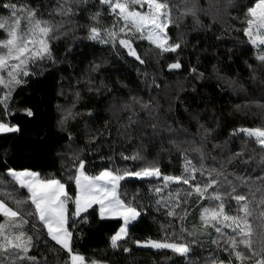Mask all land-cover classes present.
Returning a JSON list of instances; mask_svg holds the SVG:
<instances>
[{"label":"snow or ice","instance_id":"obj_1","mask_svg":"<svg viewBox=\"0 0 264 264\" xmlns=\"http://www.w3.org/2000/svg\"><path fill=\"white\" fill-rule=\"evenodd\" d=\"M90 3L91 0H57L56 5L48 13L49 18L46 19L39 7L4 0L2 7L7 10L8 15L0 16V30L5 34L0 37V106H3L5 116L9 114V101L14 91L20 85L26 84L28 77L43 74L42 71L40 73L33 71V66L46 69V67H55L65 62L66 56L59 57L54 52L52 41L59 40L77 28L86 29L87 40L110 46L117 55L126 52L127 56L134 58L139 65L147 64L144 57L151 56L159 64V60L165 58V54H175V58L167 64V68L170 71L182 69L180 57L184 47L187 46V41L179 34L173 38L170 35V25H174L178 30L180 21L188 15H191L195 23L199 25L198 13L201 9L195 0H184L186 6L176 17L173 15L175 6L170 5L168 0H98V4L95 5L96 11L89 9ZM231 4L232 0H225V12ZM136 6H139L141 10H137ZM81 11L85 13L87 23L80 24L75 19ZM205 14L208 13L205 12ZM105 15L112 17L111 25H104ZM246 17L247 26L242 29L243 34L253 48L260 49L256 60L264 66V48H262L264 46V0H255L254 4L246 9ZM213 19L215 21V17ZM222 37L223 32L216 35L215 39L221 40ZM137 40L148 42L149 47L143 56L138 54L137 48L133 46ZM70 52L71 47H67L65 53L70 54ZM199 59L198 56L197 60ZM219 63L220 61L217 60V63L211 65V75L208 78L215 79L217 86L222 89L225 86L234 89L238 81L224 76L218 66ZM101 66V63H91L85 73L81 74L74 83L68 84L67 93L63 85L60 89V95L70 94L72 97L68 105H58L61 115L57 125L61 132L67 133L68 150L58 152V156L61 158L62 168L68 173V180L75 184L74 197L65 190V183L60 179L42 178L40 173L29 169L7 168L5 170L4 184L0 187L11 188L12 191H5L2 195L10 198L15 208L10 207L4 199H0V217H3L0 221V264H25V262L27 264H102L100 261L89 260L83 254L74 251L73 231L69 229L70 227L75 229L81 223H89L88 216L82 213H88L93 205H98L100 220L118 218L122 221L119 229L109 238L110 247L113 250H119L121 247L119 242L128 237L129 228L134 226L133 222L138 221L141 215L133 201H125L121 197V181L128 177L148 182L155 180L157 184L162 182L163 187L154 188L157 195L171 184L187 185L188 187L183 189V197L180 195V189H177L175 196L170 193L167 200L161 197L155 201L157 206L166 209L167 217L176 221L186 219L187 209L181 205L187 203L189 197L195 195L197 202L205 199L209 201V206L201 208L199 226L194 224L189 231L181 223L179 233L165 229L162 239L133 240L132 242L138 247L169 250L186 259L193 251L194 245L204 246L197 237L205 234L203 229L212 227L217 236L211 240V244L218 252L227 253V256L221 258L219 255H210L205 259V264H264V196L258 200L255 197L252 191L253 185L248 183L252 177L244 178L237 175L236 179L239 180L240 185H244L252 193V199H249L248 194L239 193L237 188L240 185L230 180L229 174L224 171L226 164H231L243 157L244 149L230 150V154L221 163L219 169L205 166L206 145L210 139H215L212 136L213 129L201 123V116L197 111L189 112L187 108L184 109L188 112L189 124L195 123V131H191L188 126L170 116L175 101L184 103L179 95V92L185 91L183 85L180 86L176 95L169 98L166 111L160 110L159 101L152 96L145 101L139 96L131 95L130 102H123L119 106V111L126 112L128 115L123 121L117 116L119 122L117 135L126 142L134 138L140 139V144L134 146L131 153L126 154L120 151L119 156L124 161L139 162L137 167L116 165L113 157L108 156L101 159L107 158L111 162L109 166L103 167L95 175L86 172V160L82 156L86 149L91 150L90 146L95 144L97 136L92 135V129L86 126V144L85 147H80L70 122L82 115L76 110L77 103L82 99L81 89L78 87L80 84H84L89 93H99L101 88H107L104 81L100 82L99 87L95 86L91 76V73L97 72ZM248 68L252 79L255 80L256 70L252 65H248ZM149 75L146 67L142 71L137 66V76L143 77L142 83L146 86H150L147 79ZM151 75L150 84L158 89L155 73ZM189 75L196 81H203L206 78L205 72L200 71L195 65H189ZM122 86L127 87V85ZM196 90L193 86L192 91ZM261 92L264 93V87L261 88ZM257 106L264 108V104ZM235 107L237 110L241 108L240 105ZM23 111L28 117L34 115L31 108ZM87 115L92 116V112L88 111ZM105 124L107 125V121ZM18 131L17 125L0 121V134ZM239 131L249 138H255V143L262 154V171H264V127L241 128ZM165 133L168 135L165 136ZM144 138L149 142L157 140L163 142L167 139L168 144L176 148L183 160L181 174H165L161 171L157 160H148L142 150ZM217 148L226 149L227 144L213 143L212 149ZM189 151L197 154L198 163H194L193 159L189 158ZM64 157H68V160L66 161ZM212 159L215 160L216 157L213 156ZM241 162L246 161L241 159ZM255 180L259 181V184L255 186L256 190L264 189V175H257ZM17 190H23L26 194L13 195ZM229 199L236 202L235 214H230L226 209ZM70 201L74 205V211L69 208ZM29 224L31 232L27 230ZM167 227H173L171 220L168 221ZM225 228L230 232L225 233ZM42 239L48 250L55 253L53 262H49L46 258L39 261L36 255L30 254ZM50 242H54V245ZM61 252L66 253L63 260L60 259ZM123 252L129 253L130 249L125 246Z\"/></svg>","mask_w":264,"mask_h":264},{"label":"trees","instance_id":"obj_2","mask_svg":"<svg viewBox=\"0 0 264 264\" xmlns=\"http://www.w3.org/2000/svg\"><path fill=\"white\" fill-rule=\"evenodd\" d=\"M4 0H0V16L8 15L7 10L2 7ZM13 2L27 4L31 7H39L44 18H49V11L56 5L57 0H13ZM170 5H174V17L179 15L186 5L184 0H168ZM201 11L198 13L200 24L197 25L191 15L185 16L180 21V27L170 25V35L175 38L177 34L181 35L186 41L180 57L183 67L180 70H169L167 64L172 62L175 54H165V58L159 60V64L151 56L144 57L146 65H139L134 58L128 57L126 52L117 55L110 46L100 45L85 38L86 29L77 28L74 32L62 36L59 40L52 41L54 52L59 57H65V62L55 67H46L38 69L33 66V71L43 72L42 75L30 76L27 83L20 85L13 93L9 101L10 111L7 116L3 114V106H0V121L15 124L19 127L18 132L0 134V185L4 184L5 170L13 168L16 170L29 169L40 173L42 178H57L65 183V189L69 195H75V184L68 180V173L61 166V158L58 152L67 151L66 132H61L57 121L61 115L58 105H68L72 97L70 94L60 95L61 85L64 86L67 93L68 84L73 82L85 73L93 62L101 63V68L91 73L95 86L99 87L100 82L104 81L107 88H101L99 93L87 92L84 84L78 87L81 89L82 99L77 103L76 110L82 115L75 121L70 122V127L77 137V144L85 147L86 126L92 129L91 134L96 135L95 144L90 146L91 150L86 149L82 158L86 160L85 170L90 175L98 174L103 167L109 166L110 161L101 157L112 156L115 164L119 166H128L135 168L139 162L124 161L120 158L119 152L131 153L134 146L140 144V139L134 138L126 142L117 135L120 120L128 115L126 112L119 111V106L123 102H130L131 95L141 97L147 101L150 96L155 97L161 105V111H166L169 98L176 95L181 85L185 91L179 92L180 100L175 101L173 112L170 116L176 118L195 131V123L189 124L188 112L197 111L201 116V123L210 126L213 129L212 136L206 145V167L220 168L231 151L244 149V155L241 159L226 164L224 171L229 174L228 178L234 183L240 185L236 176L247 178L249 184L253 185V193L257 200L264 196V189L256 190L259 184L255 180L257 175H264L262 171V154L259 146L253 138L247 137L239 130L241 128L264 127V108L258 107V104H264V93L261 88L264 87V66H261L256 60L260 49L253 48L247 37L244 36L242 29L246 27V9L252 6L255 0H232L231 6L227 12L224 9L225 0H195ZM98 0H91L88 5L91 11H96L95 5ZM137 9L141 10L139 6ZM205 12L208 14L206 15ZM215 17V21L214 18ZM60 19L59 17H52ZM235 18V19H234ZM78 23H87V17L83 11L75 17ZM104 25L112 23V17L105 15ZM210 26V27H209ZM223 32L221 40H216L215 36ZM5 34L0 30V37ZM138 54L143 56L149 47L147 41L137 40L134 45ZM71 47L70 54L65 53V49ZM262 48H264L262 46ZM207 49V51H205ZM231 49V51H229ZM119 50V49H118ZM215 52V55H213ZM199 56V61L197 57ZM231 56V60H229ZM220 61L219 68L221 73L238 81L237 87L223 89L217 86L215 79L208 78L211 75V65ZM107 61V63H103ZM189 65H195L200 71H204L206 78L203 81H196L189 75ZM248 65H252L256 70L257 78L251 77ZM137 66L143 71L145 67L150 73L147 78L150 86L142 83L143 77L137 76ZM152 73H155L157 89L151 85ZM64 77V79H61ZM122 85H127L123 87ZM195 86L196 91H192ZM240 105V110L236 109ZM31 108L34 115L28 117L23 111ZM88 111L92 116H88ZM107 121V125L105 122ZM150 131V130H149ZM168 134L165 133V136ZM227 144L226 149H212V144ZM187 147V145H182ZM114 149V151H113ZM148 160H157L161 171L165 174H181L183 160L180 153L172 145H169L167 139L163 142H149L144 138V148L142 149ZM188 156L194 163L199 162L197 154L189 151ZM216 159L213 160L212 157ZM251 158V159H249ZM67 161L68 157H64ZM199 178V174L197 173ZM121 197L125 201H133L138 206L141 215L138 221L133 222L134 226L129 228L128 237L120 241V249L113 250L110 247L109 238L119 229L121 220L111 218L106 220L99 219V210L94 207L88 210L84 215L88 216L89 223L78 224L73 231L74 251L83 254L89 260H97L102 264H205V259L210 255H219L221 258L227 256V253L218 252L216 247L211 244V240L217 236L215 229L208 227L203 229L204 235L200 239L204 246H193V251L185 259L169 250H153L138 247L133 240L144 241L146 239H162L165 235V229L169 232L179 233L181 223L191 231L195 224L199 226V213L201 208L209 206L207 199L197 202L195 195L187 199V203L181 207L186 208L188 215L184 221H176L165 215L166 209L156 205L155 201L163 197L167 200L171 193L175 196L177 189H180V195L183 197V189L187 185L171 184L165 188L161 194L157 195L154 191L156 186L163 187L162 182L157 184L155 180L151 182L141 181L134 178H126L121 181ZM11 192V188L0 187V199L15 208L13 201L3 192ZM211 191V190H210ZM237 191L241 194H248L252 199V193L244 185H240ZM26 192L17 190L13 195L23 196ZM227 199V198H226ZM30 203V202H29ZM255 203V202H254ZM159 207V210H157ZM69 208L74 211V205L69 202ZM226 209L230 214L236 213V202L228 200ZM179 211V209H177ZM3 217H0V221ZM172 221L173 227L168 228V221ZM253 223H256L253 221ZM71 224V221H70ZM162 226L164 228L162 229ZM31 232V225L27 226ZM46 231V230H45ZM199 231V228H198ZM225 233L230 232L224 229ZM54 245V242H50ZM130 249L129 253L123 252V247ZM59 247V246H55ZM37 256L39 261L45 258L49 262L55 259V253L50 252L42 239L30 252ZM66 253H60V259L63 260ZM27 264V262H25Z\"/></svg>","mask_w":264,"mask_h":264},{"label":"rangeland","instance_id":"obj_3","mask_svg":"<svg viewBox=\"0 0 264 264\" xmlns=\"http://www.w3.org/2000/svg\"><path fill=\"white\" fill-rule=\"evenodd\" d=\"M137 7V6H136ZM137 10H139V9H137ZM22 26H23V24H22ZM264 47V46H263ZM2 134H4V133H2ZM254 140H255V138H253ZM128 178H134V177H128ZM134 179H136V178H134ZM66 190V189H65ZM94 207H97L98 208V210H99V206L98 205H93V207L92 208H94ZM92 208H90V209H92ZM89 209V210H90ZM85 213H82V215H84ZM139 218V217H138ZM140 248H143V247H140ZM145 249H150V248H145ZM153 250H156V249H153Z\"/></svg>","mask_w":264,"mask_h":264},{"label":"crops","instance_id":"obj_4","mask_svg":"<svg viewBox=\"0 0 264 264\" xmlns=\"http://www.w3.org/2000/svg\"><path fill=\"white\" fill-rule=\"evenodd\" d=\"M144 248V247H143ZM145 249V248H144Z\"/></svg>","mask_w":264,"mask_h":264}]
</instances>
